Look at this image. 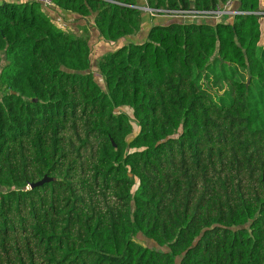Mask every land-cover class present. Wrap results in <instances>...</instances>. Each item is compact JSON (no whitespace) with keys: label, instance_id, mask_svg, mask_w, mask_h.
I'll return each instance as SVG.
<instances>
[{"label":"trees","instance_id":"obj_1","mask_svg":"<svg viewBox=\"0 0 264 264\" xmlns=\"http://www.w3.org/2000/svg\"><path fill=\"white\" fill-rule=\"evenodd\" d=\"M52 1L0 4V264H264L261 0Z\"/></svg>","mask_w":264,"mask_h":264},{"label":"rangeland","instance_id":"obj_2","mask_svg":"<svg viewBox=\"0 0 264 264\" xmlns=\"http://www.w3.org/2000/svg\"><path fill=\"white\" fill-rule=\"evenodd\" d=\"M261 4H264V0L261 1ZM261 31H262V39H264V21L263 20L261 22ZM91 42L93 44V46H92L93 57L95 59L96 55L103 52L105 49L101 47L100 42H98L96 39H91ZM261 42H262V40H261ZM92 69L94 70V67H92ZM230 72H231V69L229 68V66H226L225 64H223V66H222L220 60H218L216 58V56H214L211 59L210 68L207 69L204 74H202L200 81L205 86L209 85V87H211L212 90H214L216 93H220V92L222 93V91H223L222 87H224L225 83L222 80L219 81V83H220L219 85H221V87H220L217 83H215V80L217 78H226L227 75L230 74ZM217 91H219V92H217ZM223 97H224L223 101L228 102V94H224ZM261 99L262 100H261L260 104L257 106L258 115H257L256 121L254 123L255 128H258V127L264 128V86L261 90ZM120 111L126 112L129 116L131 115L130 109H128V108H121ZM132 126H133V132L130 136H128V138H131L137 132L138 128L134 122H132ZM134 240L143 246L156 247V245L154 243L149 241L147 238H145L140 233L135 235Z\"/></svg>","mask_w":264,"mask_h":264},{"label":"crops","instance_id":"obj_3","mask_svg":"<svg viewBox=\"0 0 264 264\" xmlns=\"http://www.w3.org/2000/svg\"><path fill=\"white\" fill-rule=\"evenodd\" d=\"M28 0H0V4L3 2H26ZM55 7V6H54ZM264 7V4H261V8ZM146 13V12H145ZM149 14V13H148ZM55 16L53 17V21L59 25L60 27L68 30V31H73V32H77V33H82V26H87L89 29V35H90V39H96L98 41V37H97V31L96 29L93 27L92 23L90 20H88V23L86 24L84 20H76L77 16L75 14H71V13H66L63 12V16H61V12L59 11V14H54ZM151 17H155V18H151ZM153 19V20H152ZM169 19H180L182 22H186V21H201V22H210V23H216L218 20H220L221 18L215 19V18H197L194 20H183L181 18H168L165 16H152L149 14L146 15L145 17V21H144V28L150 27L152 23L154 22H162V21H166ZM142 36V34H141ZM133 40L135 39H139L137 36H133L132 37ZM261 40L259 43V46H264V39H262V31H261ZM100 42V41H98ZM101 44V43H100ZM100 46V45H99Z\"/></svg>","mask_w":264,"mask_h":264},{"label":"built area","instance_id":"obj_4","mask_svg":"<svg viewBox=\"0 0 264 264\" xmlns=\"http://www.w3.org/2000/svg\"><path fill=\"white\" fill-rule=\"evenodd\" d=\"M41 4L44 9H51L54 7V3L52 0H34ZM262 1V0H261ZM232 4V0H228L222 7L217 8L213 11L207 12H194V11H180V12H169V11H160L155 9H150L146 5L139 7L142 11L149 13L152 16H165L168 18H181L183 20H194L197 18H221L224 15H238L245 14L244 11L232 10L230 6ZM256 14L261 16V22L264 21V7L255 12Z\"/></svg>","mask_w":264,"mask_h":264},{"label":"water","instance_id":"obj_5","mask_svg":"<svg viewBox=\"0 0 264 264\" xmlns=\"http://www.w3.org/2000/svg\"><path fill=\"white\" fill-rule=\"evenodd\" d=\"M42 183V181H40V182H36V183H31L30 185H29V188H32V187H34V186H36V185H39V184H41Z\"/></svg>","mask_w":264,"mask_h":264}]
</instances>
